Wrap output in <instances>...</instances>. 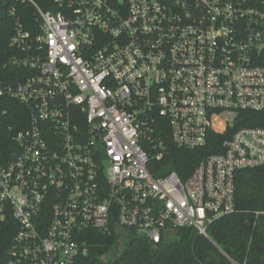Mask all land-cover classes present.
I'll return each mask as SVG.
<instances>
[{"label":"built area","instance_id":"2783aa9c","mask_svg":"<svg viewBox=\"0 0 264 264\" xmlns=\"http://www.w3.org/2000/svg\"><path fill=\"white\" fill-rule=\"evenodd\" d=\"M0 15L15 69L0 123L8 102L27 115L0 142L7 264H74L91 231L113 235V257L130 239L208 238L237 172L264 167V128L238 125L264 111V0H0ZM167 132L188 150L223 138L187 179L153 176Z\"/></svg>","mask_w":264,"mask_h":264},{"label":"trees","instance_id":"16d2710c","mask_svg":"<svg viewBox=\"0 0 264 264\" xmlns=\"http://www.w3.org/2000/svg\"><path fill=\"white\" fill-rule=\"evenodd\" d=\"M22 20L34 23L32 9L23 5ZM18 13L21 14V11ZM12 20L0 15V78L11 79L15 69L8 61L14 56L8 46ZM8 112L0 123V142L8 143L11 134L26 126V111L15 102H8ZM238 125L264 128V111L244 113ZM11 130H10V129ZM223 136L211 135L204 147L194 150L177 148L165 135L167 153L150 168L159 172H175L185 180L196 166L209 155L218 153ZM262 213L258 217L255 213ZM208 238L192 229L178 231L173 241L152 245L144 240L130 239L119 255L113 257V235L91 231L87 235L88 254L74 264H264V167L237 172L233 211L212 221L207 227ZM16 231L12 220L0 224V264H7L8 248Z\"/></svg>","mask_w":264,"mask_h":264}]
</instances>
